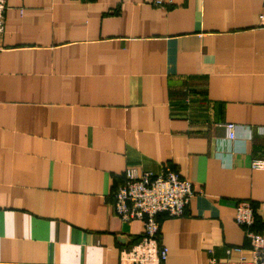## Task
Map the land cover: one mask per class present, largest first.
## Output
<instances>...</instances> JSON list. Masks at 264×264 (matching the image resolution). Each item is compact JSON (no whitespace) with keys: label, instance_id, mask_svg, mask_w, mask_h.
<instances>
[{"label":"crops","instance_id":"crops-1","mask_svg":"<svg viewBox=\"0 0 264 264\" xmlns=\"http://www.w3.org/2000/svg\"><path fill=\"white\" fill-rule=\"evenodd\" d=\"M0 264H120L127 171L194 189L162 264L249 261L264 225V0H5ZM233 125L229 137L227 125Z\"/></svg>","mask_w":264,"mask_h":264},{"label":"built area","instance_id":"built-area-1","mask_svg":"<svg viewBox=\"0 0 264 264\" xmlns=\"http://www.w3.org/2000/svg\"><path fill=\"white\" fill-rule=\"evenodd\" d=\"M160 5L164 0H152ZM6 1L0 0V33L4 30ZM264 26V11L260 15ZM229 137L233 136V125L226 126ZM194 196L192 183L176 172L165 168L160 173L145 172L141 175L127 171L123 185L114 194V213L123 222L140 221L143 227L141 241L122 251L120 264H162L168 249L160 244L159 215L180 217ZM234 221L244 228L252 248V259L237 262H220L212 259L209 264H264V225L261 232L251 230L255 222L254 210L248 201L235 207Z\"/></svg>","mask_w":264,"mask_h":264}]
</instances>
